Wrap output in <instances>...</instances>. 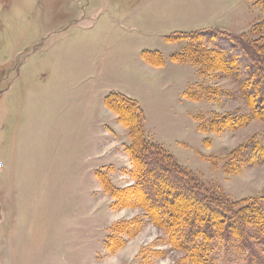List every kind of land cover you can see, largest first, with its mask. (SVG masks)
Listing matches in <instances>:
<instances>
[{
	"label": "rangeland",
	"instance_id": "1",
	"mask_svg": "<svg viewBox=\"0 0 264 264\" xmlns=\"http://www.w3.org/2000/svg\"><path fill=\"white\" fill-rule=\"evenodd\" d=\"M263 19L254 0H0V264H192L140 202L112 206L104 183L136 177L111 93L138 103L146 137L205 188L263 199L264 162L224 167L232 150L264 147V121L232 75L173 60L181 33L253 38ZM213 115L228 122L200 131ZM122 222L134 228L106 247ZM207 252V264H246L217 240Z\"/></svg>",
	"mask_w": 264,
	"mask_h": 264
},
{
	"label": "trees",
	"instance_id": "2",
	"mask_svg": "<svg viewBox=\"0 0 264 264\" xmlns=\"http://www.w3.org/2000/svg\"><path fill=\"white\" fill-rule=\"evenodd\" d=\"M254 1L264 8V0ZM252 29L253 38L223 30L181 33L176 39L187 40V45L173 60L196 62L232 75L249 101L252 114L264 121V19ZM195 94L192 90L184 93L192 99ZM104 101L128 128L130 142L126 150L131 156V175L136 177L135 185L127 188L104 183L114 199L112 206L140 202L148 218L162 225L169 241L187 252L192 264H207L213 240L246 251V264H264V198L230 201L219 187L205 188L196 174L146 137L144 114L135 100L111 93ZM227 122L226 117L213 115L207 123L200 118L198 128L216 132ZM263 162L264 147L253 141L229 153L224 172L232 176L246 164ZM131 228L123 222L113 225L105 239L106 247L119 245L123 232Z\"/></svg>",
	"mask_w": 264,
	"mask_h": 264
},
{
	"label": "crops",
	"instance_id": "3",
	"mask_svg": "<svg viewBox=\"0 0 264 264\" xmlns=\"http://www.w3.org/2000/svg\"><path fill=\"white\" fill-rule=\"evenodd\" d=\"M106 97V96H105ZM105 97H104V99H105ZM104 99H103V101H104ZM128 170V169H127ZM128 172L130 173V169L128 170ZM117 187V186H116ZM119 188H121V186H119Z\"/></svg>",
	"mask_w": 264,
	"mask_h": 264
}]
</instances>
